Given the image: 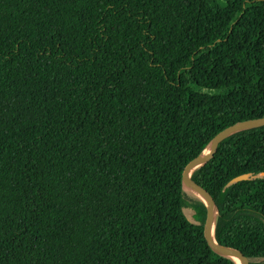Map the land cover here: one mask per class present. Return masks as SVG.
Instances as JSON below:
<instances>
[{"label": "trees", "instance_id": "1", "mask_svg": "<svg viewBox=\"0 0 264 264\" xmlns=\"http://www.w3.org/2000/svg\"><path fill=\"white\" fill-rule=\"evenodd\" d=\"M258 117L264 0H0V264H237L182 170ZM261 173L264 125L191 173L249 264Z\"/></svg>", "mask_w": 264, "mask_h": 264}, {"label": "water", "instance_id": "2", "mask_svg": "<svg viewBox=\"0 0 264 264\" xmlns=\"http://www.w3.org/2000/svg\"><path fill=\"white\" fill-rule=\"evenodd\" d=\"M264 125V117H258V118H252L247 119L243 121L236 122L234 124H231L221 131H219L212 141L209 143L211 144L210 151L207 154H198L195 157L191 158L185 165L182 170V182L185 186H188L192 189H194L197 192V195L201 198V200L206 205V211L202 223V231L204 238L209 245V247L217 254L226 256V257H232L234 260V256H237L240 259L241 264H249V259L245 255V253L236 247L218 242L215 237L214 240L210 237V229H211V222L212 220H215L216 216V207L215 203L209 194V192L204 189L201 185H199L196 181H194L191 177V173L194 171L195 168L198 166H201L208 162L217 152V149L219 147V143L225 139L226 137L237 133L239 131L250 129L254 127H259ZM208 144V145H209ZM195 167V168H194ZM193 168V169H192ZM264 174V173H261ZM249 174H241L234 178H232L229 181V184L235 183L238 181L246 180L248 179ZM236 261V260H235ZM238 264V262L236 261Z\"/></svg>", "mask_w": 264, "mask_h": 264}, {"label": "bare ground", "instance_id": "3", "mask_svg": "<svg viewBox=\"0 0 264 264\" xmlns=\"http://www.w3.org/2000/svg\"><path fill=\"white\" fill-rule=\"evenodd\" d=\"M210 148H211V144L207 145L206 148L203 150V153L202 154H207L209 151H210ZM195 168V167H194ZM193 169V168H192ZM190 191H192L193 193L197 194V192L186 186ZM213 225H214V220H212L211 222V229H210V237L212 238V240H214V231H213ZM235 260L238 262V264H241L240 263V259L237 257V256H234Z\"/></svg>", "mask_w": 264, "mask_h": 264}]
</instances>
